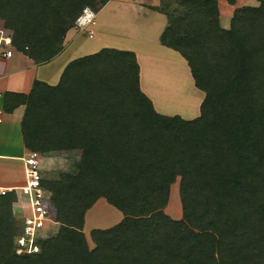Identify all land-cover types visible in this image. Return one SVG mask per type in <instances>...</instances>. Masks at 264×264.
Segmentation results:
<instances>
[{"label":"trees","instance_id":"1","mask_svg":"<svg viewBox=\"0 0 264 264\" xmlns=\"http://www.w3.org/2000/svg\"><path fill=\"white\" fill-rule=\"evenodd\" d=\"M108 0H101L102 4ZM233 3L235 0H226ZM219 25L217 0H160V42L186 61L205 94L199 117L157 114L139 89L131 52L102 49L70 62L59 83L35 82L24 105V146L79 150L77 172L42 180L59 232L17 256L13 194L0 197V264H264V0ZM95 0H0L16 52L47 63ZM178 180L182 217L164 213ZM103 199L122 215L83 233Z\"/></svg>","mask_w":264,"mask_h":264},{"label":"crops","instance_id":"2","mask_svg":"<svg viewBox=\"0 0 264 264\" xmlns=\"http://www.w3.org/2000/svg\"><path fill=\"white\" fill-rule=\"evenodd\" d=\"M239 1L228 3L226 0H217L219 25L222 29L230 28L237 7L258 6L255 0H245L246 4ZM221 3L228 5V13L221 12L219 7ZM160 4V0H108L104 4L101 0H95L92 9L95 12V21L88 28L92 32L91 38L73 27L66 33L63 50L47 63L35 64L19 52H16L11 60L0 61L3 111L0 127L17 132V136L6 134L9 147L0 148V188L20 187L24 184L23 159L30 153L24 146L21 133L25 106L11 107V103L13 104L11 94L28 95L35 82L54 87L59 83L62 72L70 62L93 55L102 49H115L134 54L139 67V89L151 102L157 114L179 116L184 120L199 117L205 94L195 87L190 69L181 55L161 44L160 39L167 26V17L154 10ZM82 35H86L91 41L85 43V40H80L79 37ZM163 71H166L169 78L162 77ZM174 75L175 79L171 82L170 78ZM181 81L185 82V86L178 87L179 84L182 85ZM181 88L190 93V99L178 93ZM163 95L168 96L169 102L162 101ZM60 152H70L73 155L77 152L81 155L79 150ZM45 158L49 160L50 165L54 163L50 158ZM11 209L14 218L24 213L20 202L13 203ZM86 223L85 216L84 226Z\"/></svg>","mask_w":264,"mask_h":264},{"label":"built area","instance_id":"3","mask_svg":"<svg viewBox=\"0 0 264 264\" xmlns=\"http://www.w3.org/2000/svg\"><path fill=\"white\" fill-rule=\"evenodd\" d=\"M94 21L95 12L90 7H84L75 25L80 32L86 33L91 38L92 32L88 28L94 24ZM15 54L13 32L0 19V61L11 60ZM1 100L2 92L0 91V126L3 121ZM50 156L51 154L28 153L23 159L24 184L20 187L0 188V197L13 194L16 197L14 204L20 202L24 211L22 216L14 218L18 228L14 238V253L17 256L39 254L45 240L55 236L56 232L52 231V226L59 225L54 220V205L42 186L43 179L40 171L42 157ZM22 197L25 198L24 201ZM50 210H52L51 213Z\"/></svg>","mask_w":264,"mask_h":264},{"label":"rangeland","instance_id":"4","mask_svg":"<svg viewBox=\"0 0 264 264\" xmlns=\"http://www.w3.org/2000/svg\"><path fill=\"white\" fill-rule=\"evenodd\" d=\"M239 3H244L246 4L245 0H240ZM220 10L223 13H228L229 7L228 5H225V3L220 4ZM246 6H241L237 7L238 10L244 8ZM74 28H76V25H74ZM88 37L86 35H82L79 37L80 40H85V43L91 41L87 39ZM162 77L165 76L164 78H169L166 76V71H163L161 73ZM171 82L174 81L175 75ZM182 82V81H181ZM176 84V83H175ZM182 85L180 86H185V82L181 83ZM185 91V92H184ZM180 94H184L186 99H190V93L185 89L183 90L182 88L178 91ZM163 102H169V98L166 95H163ZM6 134L9 135H16L17 132L15 130H4L3 126L0 127V148L6 149L8 148V141H6ZM51 160L54 161L52 165L48 163L49 160L47 158L41 159V164H40V171H41V176L43 180H54L58 178L59 174L62 173H67L70 172L72 173L77 172V168L79 165V159L80 155L79 153L70 154V152H54L51 154L50 157ZM72 171V172H71ZM178 178L176 182L170 187V193H169V200H168V205L164 209V213L169 216L170 218L174 220H180L182 217L181 214V205H180V199L178 196ZM25 198L22 197V201H24ZM98 202L96 203L95 206H93L87 213H86V220L87 223L83 227V233L87 239L88 247L90 249L94 248L93 243L90 241L89 233L93 229H108L116 224H118L122 220V215L120 212H118L116 209L108 205L103 199L97 200ZM52 210H50L51 213ZM53 213V212H52ZM116 221V222H115ZM17 227V226H16ZM60 230V225L57 226H52V231L56 232L54 233L55 235L59 232Z\"/></svg>","mask_w":264,"mask_h":264}]
</instances>
